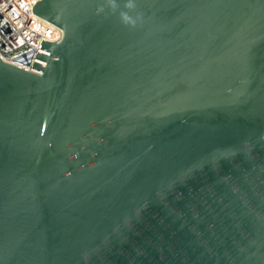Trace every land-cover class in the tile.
Listing matches in <instances>:
<instances>
[{
  "label": "water",
  "instance_id": "water-1",
  "mask_svg": "<svg viewBox=\"0 0 264 264\" xmlns=\"http://www.w3.org/2000/svg\"><path fill=\"white\" fill-rule=\"evenodd\" d=\"M29 12L59 37L0 59V264H264V0Z\"/></svg>",
  "mask_w": 264,
  "mask_h": 264
},
{
  "label": "built area",
  "instance_id": "built-area-1",
  "mask_svg": "<svg viewBox=\"0 0 264 264\" xmlns=\"http://www.w3.org/2000/svg\"><path fill=\"white\" fill-rule=\"evenodd\" d=\"M36 0H0V59L23 69L38 72L30 67L32 61L43 63L35 58V53L46 54L39 48L41 39L55 41L59 30L33 16L29 5Z\"/></svg>",
  "mask_w": 264,
  "mask_h": 264
},
{
  "label": "clouds",
  "instance_id": "clouds-1",
  "mask_svg": "<svg viewBox=\"0 0 264 264\" xmlns=\"http://www.w3.org/2000/svg\"><path fill=\"white\" fill-rule=\"evenodd\" d=\"M125 19H127V17H125Z\"/></svg>",
  "mask_w": 264,
  "mask_h": 264
},
{
  "label": "bare ground",
  "instance_id": "bare-ground-1",
  "mask_svg": "<svg viewBox=\"0 0 264 264\" xmlns=\"http://www.w3.org/2000/svg\"><path fill=\"white\" fill-rule=\"evenodd\" d=\"M38 71V70H37ZM38 73H39V71H38Z\"/></svg>",
  "mask_w": 264,
  "mask_h": 264
}]
</instances>
